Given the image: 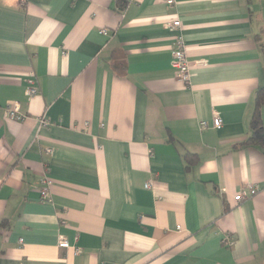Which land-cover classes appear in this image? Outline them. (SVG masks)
I'll use <instances>...</instances> for the list:
<instances>
[{"label": "crops", "instance_id": "crops-1", "mask_svg": "<svg viewBox=\"0 0 264 264\" xmlns=\"http://www.w3.org/2000/svg\"><path fill=\"white\" fill-rule=\"evenodd\" d=\"M263 53L264 0H0V264H264Z\"/></svg>", "mask_w": 264, "mask_h": 264}, {"label": "built area", "instance_id": "built-area-1", "mask_svg": "<svg viewBox=\"0 0 264 264\" xmlns=\"http://www.w3.org/2000/svg\"><path fill=\"white\" fill-rule=\"evenodd\" d=\"M175 2V0H165V3L167 5H171ZM180 27V22L179 20L173 21L169 25V29L176 30ZM103 34H106L105 31H103ZM171 67L174 70L175 77L178 81L183 83L185 86H188L190 83V65L186 56V51H185V44L184 41L181 37H178L175 40V46L174 49L172 50V60H171ZM25 94L26 96L31 99L32 97L36 96L38 94V89H37V82H36V77L34 73L31 71L26 80H25ZM4 117L7 120L10 121H15V122H22L26 119V115L21 113L20 111V104L18 102H14L8 106L5 107L4 109ZM48 123L44 120L41 121V126L43 127H48ZM201 128H205L206 124L202 122ZM222 126V120L219 117L217 113L214 114L212 118V127L214 129H220ZM49 152V150H48ZM49 186H50V181L47 178L46 175H43L42 179L39 182V194L42 200H49L50 198V193H49ZM145 188H151V184L147 183L145 184ZM246 191H239L233 198L234 202H241L247 198H250L254 196L257 193V187L254 186L253 184H248L246 186ZM227 241H229V237L227 238ZM58 246L60 248H68V242L65 239H61L59 241ZM80 252L79 249H75L74 253L78 254Z\"/></svg>", "mask_w": 264, "mask_h": 264}, {"label": "trees", "instance_id": "trees-1", "mask_svg": "<svg viewBox=\"0 0 264 264\" xmlns=\"http://www.w3.org/2000/svg\"><path fill=\"white\" fill-rule=\"evenodd\" d=\"M262 103H264V88L258 90L255 94V111L250 123L251 134L244 145L257 146L264 154V128L260 117Z\"/></svg>", "mask_w": 264, "mask_h": 264}]
</instances>
